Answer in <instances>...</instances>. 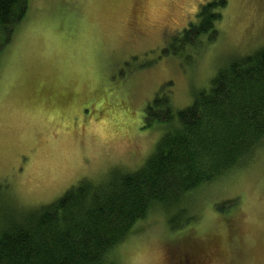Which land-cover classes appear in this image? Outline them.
<instances>
[{
    "label": "rangeland",
    "instance_id": "1",
    "mask_svg": "<svg viewBox=\"0 0 264 264\" xmlns=\"http://www.w3.org/2000/svg\"><path fill=\"white\" fill-rule=\"evenodd\" d=\"M214 1H28L16 28L0 32V231L13 211L138 170L161 136L143 129L157 95L182 110L219 70L264 48V0H226L215 40L173 54L169 41ZM186 207L196 220L176 230L149 213L116 262L264 264V149Z\"/></svg>",
    "mask_w": 264,
    "mask_h": 264
},
{
    "label": "trees",
    "instance_id": "2",
    "mask_svg": "<svg viewBox=\"0 0 264 264\" xmlns=\"http://www.w3.org/2000/svg\"><path fill=\"white\" fill-rule=\"evenodd\" d=\"M28 1L0 0V32L16 28ZM225 5H202L196 21L169 41V50L178 54L202 38L204 44L215 40ZM143 129L161 136L138 170L109 171L49 205L13 211L0 231V264H118L116 248L154 210L165 214L170 230L191 225L196 217L186 204L192 194L226 179L264 149V48L219 70L209 89L182 110L173 109L168 95H157L146 106Z\"/></svg>",
    "mask_w": 264,
    "mask_h": 264
},
{
    "label": "snow or ice",
    "instance_id": "3",
    "mask_svg": "<svg viewBox=\"0 0 264 264\" xmlns=\"http://www.w3.org/2000/svg\"><path fill=\"white\" fill-rule=\"evenodd\" d=\"M5 47V40L4 39H0V51H2Z\"/></svg>",
    "mask_w": 264,
    "mask_h": 264
}]
</instances>
